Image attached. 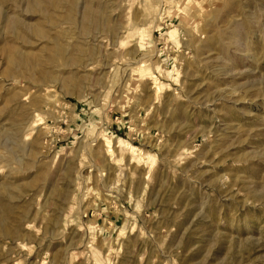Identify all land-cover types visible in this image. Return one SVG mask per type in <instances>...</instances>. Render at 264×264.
Listing matches in <instances>:
<instances>
[{
    "label": "rangeland",
    "instance_id": "1",
    "mask_svg": "<svg viewBox=\"0 0 264 264\" xmlns=\"http://www.w3.org/2000/svg\"><path fill=\"white\" fill-rule=\"evenodd\" d=\"M0 264H264V0H0Z\"/></svg>",
    "mask_w": 264,
    "mask_h": 264
}]
</instances>
